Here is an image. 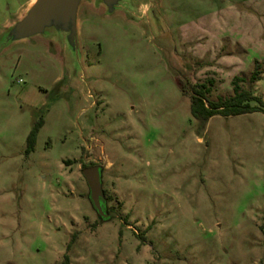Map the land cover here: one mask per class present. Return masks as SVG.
I'll use <instances>...</instances> for the list:
<instances>
[{
	"label": "rangeland",
	"instance_id": "1",
	"mask_svg": "<svg viewBox=\"0 0 264 264\" xmlns=\"http://www.w3.org/2000/svg\"><path fill=\"white\" fill-rule=\"evenodd\" d=\"M28 1L0 0V31ZM118 2L81 14L88 86L62 85L42 42L0 56V264H264V114L200 133L180 88L230 98L259 62L264 100V15L239 0ZM84 165L102 168L115 218L93 208Z\"/></svg>",
	"mask_w": 264,
	"mask_h": 264
},
{
	"label": "water",
	"instance_id": "2",
	"mask_svg": "<svg viewBox=\"0 0 264 264\" xmlns=\"http://www.w3.org/2000/svg\"><path fill=\"white\" fill-rule=\"evenodd\" d=\"M119 0H37L24 17L0 33V55L14 44L38 41L47 46L49 54L61 61L64 79L62 85L73 89L76 80L86 81L84 55L79 38L78 18L86 8L96 10ZM136 5L138 0H128ZM160 5L159 3L156 6ZM90 191V201L102 221L115 218L106 211L105 193L102 183V168L93 166L82 172Z\"/></svg>",
	"mask_w": 264,
	"mask_h": 264
},
{
	"label": "trees",
	"instance_id": "3",
	"mask_svg": "<svg viewBox=\"0 0 264 264\" xmlns=\"http://www.w3.org/2000/svg\"><path fill=\"white\" fill-rule=\"evenodd\" d=\"M262 66L259 62L255 63V68L249 79L235 78L233 82V96L230 98H219L212 102L208 99L211 88L203 84L192 85L188 82L180 84L183 93H191V114L199 123V132L201 133L206 124L214 117H238L255 113L264 114V100L255 95L253 87L262 78ZM45 124L44 118H41L33 127L27 138V155L35 151L37 139L40 130ZM84 168L88 166L84 165ZM102 220V219H101ZM61 264H70L68 255L64 256Z\"/></svg>",
	"mask_w": 264,
	"mask_h": 264
},
{
	"label": "crops",
	"instance_id": "4",
	"mask_svg": "<svg viewBox=\"0 0 264 264\" xmlns=\"http://www.w3.org/2000/svg\"><path fill=\"white\" fill-rule=\"evenodd\" d=\"M37 0H29L28 3H27V6L22 10V12L15 18L14 21L10 22L8 25H6L1 31L0 33H2L5 29H7L8 27H10L13 23H15L16 21L22 19L25 15V13L29 10V8L31 6H33V4L36 2ZM242 5L244 7H246L247 9L249 10H253L255 11L256 13H258L259 15H264V0H239ZM81 14L82 12L79 14V18H78V31H79V38H80V18H81ZM80 41H81V38H80ZM40 42V41H38ZM37 42V43H38ZM36 44H33V43H29V42H26V41H22V42H19V43H16L13 45V47L15 46H18V45H22V44H28V45H37ZM12 47V48H13ZM11 48V49H12ZM10 50V49H9ZM8 50V51H9ZM48 51V50H47ZM7 52V51H6ZM5 52V53H6ZM5 53H3L2 55H4ZM49 53V52H48ZM0 55V56H2ZM51 55V54H50ZM52 56V55H51ZM56 58V57H55ZM58 59V58H57ZM59 60V59H58ZM60 61V60H59ZM61 63V61H60Z\"/></svg>",
	"mask_w": 264,
	"mask_h": 264
},
{
	"label": "flooded vegetation",
	"instance_id": "5",
	"mask_svg": "<svg viewBox=\"0 0 264 264\" xmlns=\"http://www.w3.org/2000/svg\"><path fill=\"white\" fill-rule=\"evenodd\" d=\"M106 211H107L108 214H110V213L108 212V209H107V208H106Z\"/></svg>",
	"mask_w": 264,
	"mask_h": 264
}]
</instances>
